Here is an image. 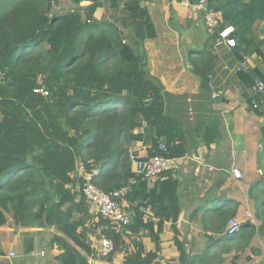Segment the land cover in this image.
<instances>
[{
  "label": "trees",
  "instance_id": "16d2710c",
  "mask_svg": "<svg viewBox=\"0 0 264 264\" xmlns=\"http://www.w3.org/2000/svg\"><path fill=\"white\" fill-rule=\"evenodd\" d=\"M52 1L0 0V225L10 216L14 225L23 228L53 226L90 253L83 231L88 215L83 177L74 175L80 163L105 193L128 186L121 199L132 211V221L120 232L101 217L95 224L100 235L115 242V250L125 243L126 230H152L153 222H143V209L149 207L158 219L157 232L163 221L172 222L180 262H187L175 224L180 212L177 181L165 172L149 187L131 169L130 154L138 156L129 149L133 141L148 144L147 158H180L187 153L182 125L166 111L169 94L147 71L142 44L157 36L143 5L149 0H107L113 15L101 20L94 14L106 0H69L74 9L62 14L54 13ZM208 5L222 13V27L235 29V46L226 51L223 61L228 69L222 71L232 73L244 57L255 59L247 70L233 73L246 91L264 73V26H259L264 24V0H208ZM192 64L202 88H207L209 76L218 73L213 55L206 51ZM40 89L47 95L35 92ZM260 132L264 141V126ZM161 143L165 151L159 149ZM259 165L263 174L249 192L257 215L264 205V162ZM131 178H135L132 183ZM235 214L236 205H221L207 219V228L220 233L225 252L243 249L261 231L244 222L228 235L225 224ZM54 242L62 250L56 257L59 264L78 263L80 256L72 245L59 237ZM133 245L127 264H151L157 256L158 246L143 255L142 244Z\"/></svg>",
  "mask_w": 264,
  "mask_h": 264
},
{
  "label": "crops",
  "instance_id": "0c3cea01",
  "mask_svg": "<svg viewBox=\"0 0 264 264\" xmlns=\"http://www.w3.org/2000/svg\"><path fill=\"white\" fill-rule=\"evenodd\" d=\"M185 2L188 0L144 2L157 36L142 45L147 54L148 73L159 79L169 94L166 111L181 123L184 132L187 153L175 158V168L170 172L177 181L180 206L175 223L177 237L189 260L180 262L172 222L163 221L161 230L157 232L158 219L146 207L143 209V222H153L152 230L141 229L138 233L126 230V236H122L125 243L110 255V259L95 251L101 235L95 228V214L89 209L83 231H86L90 253L53 226L23 228L14 225L8 216L7 222L0 225V261L7 264H59L56 257L62 250L56 242L51 244L54 237H59L63 243L77 250L80 256L77 264H127L125 258L134 251V241L142 244L143 255L155 252L158 246L157 256L151 264H264V205L259 207L260 214L258 212L257 215L255 201L249 196L251 185L263 174L259 163L262 164L264 158L263 161L259 159L258 145L261 142L260 128L264 126V94L256 97L259 103L256 112L250 108L243 93L245 89L233 73L218 72L213 75L211 85L202 88L192 59L203 53L196 47L190 50L188 47L197 44L202 32L207 33V30L198 21L197 13L192 12ZM207 39L209 46L206 50L218 52L210 44L208 33ZM184 47H187V52ZM147 147L145 141H133L129 145L130 151H135L140 158L146 157ZM232 168L241 170V178L232 175ZM83 172L81 165L74 175L80 176ZM225 198L230 201L224 202ZM123 205L131 222L132 211L127 210L126 201ZM221 205L227 208L236 205L235 218L241 224L249 222L257 229L261 227V231H257L249 244L239 251H223L220 233L207 228L209 212ZM246 213H250V217ZM122 229L120 227L116 231Z\"/></svg>",
  "mask_w": 264,
  "mask_h": 264
},
{
  "label": "built area",
  "instance_id": "2783aa9c",
  "mask_svg": "<svg viewBox=\"0 0 264 264\" xmlns=\"http://www.w3.org/2000/svg\"><path fill=\"white\" fill-rule=\"evenodd\" d=\"M185 5L192 12L201 14L205 26L211 33L212 37L210 42L215 50H228L235 46L236 41L234 36V27L221 26L223 22L222 13L209 6L208 0H200L196 4L185 2ZM256 59L260 60L261 58L257 56ZM250 60L251 58L244 57L231 68L230 72L232 71V73H234L240 70H247L249 67H251ZM222 69H228V64L226 62L223 63ZM212 79V76H209V85H211ZM35 92H40L44 95H47V92L42 89L35 90ZM245 92L246 97L251 100L250 102L252 107L258 108L259 103L256 97L259 94H264V73L262 77L257 78L254 84ZM261 146L262 145L259 144L258 149H260ZM159 149L161 151L166 150L164 144L162 143L159 145ZM130 160L133 166L132 172L136 177L146 180L148 184H153L157 178L162 176L163 173L170 172L175 168V158H170L163 155H155L149 158H140L130 154ZM258 171L261 173L260 169H258ZM93 173H96V171ZM231 173L235 178H241L242 176L241 170L239 168H232ZM82 177L83 184L81 191L89 211L95 214L96 220L98 221L100 217L107 219L110 226H112L115 230L127 225L130 222V218L125 211V207L123 205L124 200L121 198L124 193L127 192L128 186L121 189L120 191L105 193L98 189L93 183L91 173L83 172ZM134 181L135 178H131L129 182L132 183ZM246 216L250 217V213H246ZM240 227V221H238L235 217L229 218L226 222V233L228 235H232L236 233ZM99 239L100 240L95 247V251L101 256H110L115 251V242L111 238L105 237L103 235H101ZM10 255L12 256L13 254L11 253Z\"/></svg>",
  "mask_w": 264,
  "mask_h": 264
},
{
  "label": "rangeland",
  "instance_id": "374dc122",
  "mask_svg": "<svg viewBox=\"0 0 264 264\" xmlns=\"http://www.w3.org/2000/svg\"><path fill=\"white\" fill-rule=\"evenodd\" d=\"M82 5H85V3L83 2ZM52 6H53L54 9L56 8L55 9L56 10V12H55L56 14H62V13H65L67 11H72L74 9V7L71 5V3L68 0H54V1H52ZM101 8L102 9L97 10V12L95 14L97 18H99L100 20L101 19H110V18H112L113 10H112V8H110L109 1L106 0L104 2L103 7H101ZM174 21H175V18H174ZM198 21L200 23L204 24L203 18H202L201 15H198ZM158 25H159V27L161 26V24H158ZM205 28L207 30V33L210 36L211 33H210L209 29L207 27H205ZM259 30H260L259 26L257 28H255V32L257 34L259 33ZM187 31L190 32L189 29ZM207 33L205 31L202 32L203 36H201V38H199L197 40V44H193L192 47H188V50H190V48L192 49V48L196 47L197 49H200L201 53H203V56H205L206 51H207L206 50L207 46H209V42H208V39H207ZM210 44H211V42H210ZM184 50L186 51L187 47H184ZM225 51H226V49H220V50H218V52H214V51L213 52L212 51L209 52L211 55H213V62H214L215 68H216V72H219V73L220 72H224V71H222V68H223V63H224L223 61L225 60ZM250 64H251V66H253L255 64V59L254 58H251ZM260 143L262 144V146L258 150H259V153L262 154L263 153V149H264V141L261 140ZM79 166H81L80 163H79Z\"/></svg>",
  "mask_w": 264,
  "mask_h": 264
}]
</instances>
